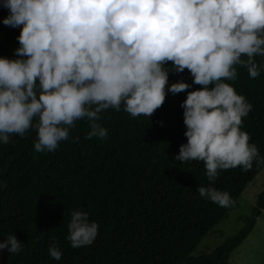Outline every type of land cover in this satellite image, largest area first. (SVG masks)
<instances>
[{
    "label": "clouds",
    "instance_id": "clouds-1",
    "mask_svg": "<svg viewBox=\"0 0 264 264\" xmlns=\"http://www.w3.org/2000/svg\"><path fill=\"white\" fill-rule=\"evenodd\" d=\"M0 7L8 11L2 23L20 27L16 58L0 57V144L34 129V150L54 152L78 120L88 122L85 138L106 139L104 110L123 105L132 117L149 118L167 94L186 92L187 142L175 159L203 161L209 185L196 189L199 196L234 204L212 185L222 170H250L259 152L241 130L252 104L225 81L237 78V66L253 79L264 71L255 60L264 57V0H0ZM185 69L201 88L169 84L170 72ZM98 227L87 212L73 211L70 246H90ZM22 248L13 233L0 243L9 254ZM48 253L61 259L55 244Z\"/></svg>",
    "mask_w": 264,
    "mask_h": 264
},
{
    "label": "trees",
    "instance_id": "trees-1",
    "mask_svg": "<svg viewBox=\"0 0 264 264\" xmlns=\"http://www.w3.org/2000/svg\"><path fill=\"white\" fill-rule=\"evenodd\" d=\"M7 15L0 7V57L15 59L20 27L5 26ZM255 60L260 64L264 57ZM237 72L234 81L225 82L252 104L241 130L256 144L259 158L248 171L237 166L220 171L215 179L212 186L229 192L231 207L199 196L196 189L209 185L203 161L175 159L187 142L180 107L186 92L167 94L149 118L132 117L123 105L120 111L110 107L99 121L108 131L106 139L85 138L88 122L78 120L54 152L34 150V129L0 144V181L7 185L0 190V237L13 233L23 243L19 253H8L6 264H230L232 252L264 210V191L235 235L210 254H191L226 220L264 167V71L255 79L246 68L237 66ZM168 82L192 84V77L187 69L170 72ZM201 87L192 84L187 91ZM76 210L87 212L99 225L90 246L72 248L67 239ZM51 244L61 250L59 261L48 253ZM1 255L0 250V260Z\"/></svg>",
    "mask_w": 264,
    "mask_h": 264
},
{
    "label": "rangeland",
    "instance_id": "rangeland-1",
    "mask_svg": "<svg viewBox=\"0 0 264 264\" xmlns=\"http://www.w3.org/2000/svg\"><path fill=\"white\" fill-rule=\"evenodd\" d=\"M264 191V167L256 175L236 201V207L228 212L226 220L214 227L200 242L191 256L210 254L223 242L235 235L250 216L258 196ZM230 264H264V210L246 240L229 258Z\"/></svg>",
    "mask_w": 264,
    "mask_h": 264
},
{
    "label": "water",
    "instance_id": "water-1",
    "mask_svg": "<svg viewBox=\"0 0 264 264\" xmlns=\"http://www.w3.org/2000/svg\"><path fill=\"white\" fill-rule=\"evenodd\" d=\"M4 240L0 237V243H3ZM2 255H1V260L0 264H6L7 256H8V251L6 249L1 250Z\"/></svg>",
    "mask_w": 264,
    "mask_h": 264
}]
</instances>
